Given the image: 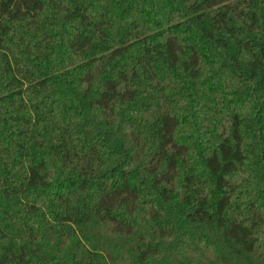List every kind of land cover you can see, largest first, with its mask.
<instances>
[{
	"label": "trees",
	"instance_id": "1",
	"mask_svg": "<svg viewBox=\"0 0 264 264\" xmlns=\"http://www.w3.org/2000/svg\"><path fill=\"white\" fill-rule=\"evenodd\" d=\"M0 264H264V0H0Z\"/></svg>",
	"mask_w": 264,
	"mask_h": 264
}]
</instances>
